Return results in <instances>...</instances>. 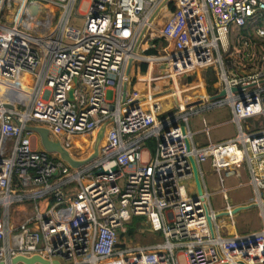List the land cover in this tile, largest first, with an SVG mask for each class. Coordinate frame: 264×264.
Returning a JSON list of instances; mask_svg holds the SVG:
<instances>
[{"label": "built area", "instance_id": "2783aa9c", "mask_svg": "<svg viewBox=\"0 0 264 264\" xmlns=\"http://www.w3.org/2000/svg\"><path fill=\"white\" fill-rule=\"evenodd\" d=\"M157 9L155 28L149 18ZM75 12L81 26L69 23ZM137 62L147 65L146 94L164 91L171 109L155 101L136 106ZM156 64H166L167 74L153 76ZM207 69L213 93L188 99L182 90L198 87L188 77ZM22 75L30 79L27 101L18 98L11 111L0 103V263L38 256L47 264H180L179 257L184 264H264V0H0V83L20 88ZM220 107L229 109L235 133L197 145L189 118ZM24 125L46 127L73 159L92 153L101 127L103 143L94 159L72 168L40 144L33 148L35 133ZM222 151L230 152L225 161L233 158L230 169L246 168L257 231L228 235L210 194L204 187L196 194L188 158L199 177L210 159L220 212L234 223ZM134 216L161 239L120 240Z\"/></svg>", "mask_w": 264, "mask_h": 264}, {"label": "rangeland", "instance_id": "374dc122", "mask_svg": "<svg viewBox=\"0 0 264 264\" xmlns=\"http://www.w3.org/2000/svg\"><path fill=\"white\" fill-rule=\"evenodd\" d=\"M80 10L83 12L84 11V7L82 6L80 8ZM69 23L71 25H74V26H81V24H82V17L75 12V13L72 14V16H70ZM159 23H160V21L159 20H156L154 22V24H153V27L157 28L158 25H159ZM146 52H147V50L144 53L146 54ZM140 64H141L140 62H137L134 65L135 76H133L132 82L135 81V80H138L139 81L138 77H143L144 76V78H143L144 79V82H145L144 84H146L147 77L145 76V74L142 75L140 73V69H139L140 68ZM205 72H206L205 70L197 71L196 73H194L193 75L190 76V78H191L190 81H192V79H193L194 82H198L196 79H198V80L199 79H203L204 80V84H205V78H206L205 77ZM181 79H182L181 80V83L184 84L183 82H185V78L182 77ZM136 84H137V82H136ZM138 85H136V89L143 96H145V98H146V102L143 104L144 106L141 105V106H139L140 108L143 109L146 106H148L151 102L157 101L159 99H166L164 102H162V105H163V108L162 109H171L170 107L173 106V100L172 99H169L171 96L170 95H166V93L164 91L162 92V94H159L158 96L152 97V96L146 94V92H147V90L145 92V89L146 88H144L139 83H138ZM174 89H175L177 95L179 97H181V91H180L181 88H180V86H179L178 83H175ZM200 91H201V93L199 95L203 98L204 95H203V90L201 88H200ZM182 92L187 93L188 96H190V94L192 95V92H189V91L185 92V89H183ZM147 93H149V92H147ZM172 95H174L176 97V94L175 93L172 94ZM199 95L196 93V96H199ZM168 102H169V105L168 106H165ZM23 108L24 107H21L22 110H23ZM226 109L227 108L214 109V110H209V111L207 110V112L202 113L200 116L190 117L188 123H189L190 129L194 133V140L197 141V142H201V141L203 142L204 141V138H205L204 137V134L201 132V128H202V125H201V122H202L201 117L204 118V120L207 122V124L209 126L210 125H214V124H216L218 122L225 121V120H227L229 118L228 115H227ZM226 125L220 126L218 128H212L210 130V137L211 138H214V137H218L219 135L226 136V137L227 136H231L234 133L235 127H233L234 126L233 124H232L233 126L231 124H228L227 126L229 128ZM80 138H82V137H80ZM101 141H103V140H101ZM30 142H31V146L33 148H36L37 147V144H39L38 143L39 140H38V137H37L36 134L31 135ZM146 148L149 151L152 150V147L151 146H146ZM83 149H87V147L83 146ZM74 156H77L76 153H75ZM143 157L145 158V154H143ZM131 169H132V167H128L126 169V171H130ZM203 170H204V174H205L204 182H205L208 190L212 192V194L210 196L211 205H212V207H213L214 210L219 211L222 208V203H221L222 200L220 199V195L217 192V190L219 189V185H218V181H217V178H216V174L214 172H212L209 168H203ZM230 175H231V173L224 172V176L226 178V185L227 186H232L233 184H235V180L232 179L233 176H230ZM231 179H232V181H230ZM186 184H187V186L190 185L191 184V180L189 179V181ZM241 189L230 190L229 197L237 194V192L238 191H241ZM142 220H143V218H142ZM146 235H150V236L148 238H146L147 237ZM151 238H152L151 234L148 233V232H146L145 230H143V231L137 230L136 233H134L133 235H131V237L125 236V237L121 238L120 240H126L127 242L132 243V244H142V243H149V242H151L152 241ZM179 261H180V264H184L182 257H179Z\"/></svg>", "mask_w": 264, "mask_h": 264}, {"label": "crops", "instance_id": "0c3cea01", "mask_svg": "<svg viewBox=\"0 0 264 264\" xmlns=\"http://www.w3.org/2000/svg\"><path fill=\"white\" fill-rule=\"evenodd\" d=\"M156 21L155 18H153L150 22V24L152 25L154 22ZM141 58V57H140ZM150 60H153V59H150ZM147 77V75H145ZM191 78L188 77V81H190ZM198 82H194L193 79V83L197 84V88H195L196 90H198L197 94L199 95L201 93L200 91V88L203 90V95L204 94H209L207 93L206 89H205V84H204V80L203 79H196ZM191 90L190 88H187L185 89V91H188L189 92H192V95L190 94L191 97H193V99H196L194 98L196 96V94H194V90ZM191 97H187L188 99H192ZM199 97H201L199 95ZM140 99V104L141 103H145L146 102V98L145 96H139ZM166 100V99H165ZM152 103V102H151ZM150 103V104H151ZM144 106V105H143ZM223 109V108H227V107H220V108H212L210 110H214V109ZM228 109V108H227ZM227 115H228V119L225 120V121H222V122H218L214 125H208L207 122L204 120L203 117H201V120L202 122L204 121L205 124H203L201 122V125H202V128H201V132L203 133V125H206L208 127V136H206L204 133V141L202 142H197L194 140V133H193V141L197 144V145H203L205 144L208 140L212 141V142H218L220 140H223V139H226L227 137H230V136H222V135H219L218 137H214V138H211L210 137V130L212 128H218L220 126H223V125H228V124H231L232 123L230 122V113H229V109L227 110ZM209 111V110H208ZM204 112H207L206 111H201L199 112L198 114L196 115H193L191 117H194V116H200L202 113ZM226 125V126H227ZM189 126V125H188ZM233 126V125H232ZM228 127V126H227ZM234 127V126H233ZM229 128V127H228ZM190 129V127H189ZM191 130V129H190ZM192 131V130H191ZM234 133H235V129H234ZM233 133V134H234ZM232 134V135H233ZM231 135V136H232ZM90 140V139H89ZM101 143H103V141H100ZM39 147V144H37V147ZM221 154V157H220V175L221 177L223 178V185L226 187L227 189V193H228V197H229V192L230 190H235V189H241V191H238L237 194L233 195V196H230L229 197V201L231 202V204L234 205V207H238L240 205H247L249 204V199L252 197V189L251 187L247 184V173H246V168L244 165H240V164H235L233 165V169H230L229 168V165L232 164V161H233V158L232 156L227 160L225 161L224 159V156L228 157L230 155V152L229 151H226V153H224V151H222ZM209 168L212 172H214L213 170V167L211 166V163H210V159H208L206 162L202 163L200 166H199V169L201 170V175L200 176V180H201V183H202V186L205 188V190L210 194H212L211 191L208 190L205 182H204V179H205V174H204V170L203 168ZM224 172L226 173H231L230 176H233L232 179L235 180V184H233L232 186H227L226 185V178L224 176ZM215 173V172H214ZM216 174V173H215ZM216 178H217V181H218V177H217V174H216ZM232 179L230 181H232ZM189 181V180H188ZM193 181V180H192ZM192 181H191V184L188 185V187L191 189L192 192H194V189H193V185H192ZM194 182V181H193ZM195 184V183H194ZM237 184H241V186H237ZM218 185H219V182H218ZM220 188V187H219ZM196 190V189H195ZM218 194H219V189L217 190ZM220 195V194H219ZM221 199V197H220ZM222 203V201H221ZM220 213V210L218 211ZM238 221V222H237ZM220 223L224 225L225 227V231L228 235H234V234H244V233H249V232H253V231H257L260 229V227L262 226V222H261V219L258 215V210L256 208H249V209H246V210H241V211H238L235 215H234V223H230L226 218H224V216L220 217ZM150 233V232H148ZM151 236H152V241L149 242V244H152V243H155L156 241H159L161 239V235H159L158 233H150ZM159 235V236H158ZM148 238L150 235H146ZM160 237V238H159ZM159 238V239H158ZM143 244V243H142ZM178 254L181 256L180 254V251L178 252Z\"/></svg>", "mask_w": 264, "mask_h": 264}, {"label": "water", "instance_id": "95a60500", "mask_svg": "<svg viewBox=\"0 0 264 264\" xmlns=\"http://www.w3.org/2000/svg\"><path fill=\"white\" fill-rule=\"evenodd\" d=\"M35 8H36L35 6H33V8L31 7L32 11L30 12V14H32V16L36 15V9ZM157 11H158V9L150 16V18H149L150 20L154 17V15L156 14ZM130 67H131V62H129L127 65V69H126L127 74L129 73ZM166 67H167L166 64L154 65L153 69H152V75L153 76H159V75L167 74ZM165 81L166 82H165L164 86H170V80L168 77H166ZM125 89H126V86H125V84H123L122 93H121L122 101L125 100ZM233 90H235V89H233ZM68 95H69V99H71L72 98V88L69 89ZM219 95H223V92H221ZM2 106L4 108H6L7 110H10V111L13 110V108H14V105L10 102L2 103ZM24 129L30 130L37 135L38 140H39V144L43 148V150H45L48 153L58 154L59 158L65 162H67L72 168L81 167L97 156L98 145H99V142L102 138L103 130H104L103 127H101L99 129V131L97 132L96 137H95L94 142H93V145H92V153L88 157H84L83 159H73L69 155L68 151L62 146V144L59 141H54L49 137V130L46 127L38 126V125H24ZM182 129L184 130V127ZM185 145L187 148L189 147V141L188 140L185 141ZM188 159H189V162L191 164V170H192V174H193V181L195 183L196 194L201 195L203 193V186H202V183H201V180L199 177L197 165H196L193 158L189 157ZM253 207L255 208V204L240 205L238 207H234L231 214L235 215L238 211L246 210V209L253 208ZM222 216H227V212L223 211V212H220L217 214V218L222 217ZM207 221H208V225H209V228L211 231L212 230L211 222L209 219H207ZM138 230L150 231V229L144 225H141ZM17 262H22L23 264H34L35 262L47 264V261L41 259L38 256H32L29 258L24 257V256H16V257H13L11 259L12 264H16ZM0 264H2V263H0ZM53 264H59V263H58V261L55 260V261H53ZM240 264H243V263H240Z\"/></svg>", "mask_w": 264, "mask_h": 264}, {"label": "trees", "instance_id": "16d2710c", "mask_svg": "<svg viewBox=\"0 0 264 264\" xmlns=\"http://www.w3.org/2000/svg\"><path fill=\"white\" fill-rule=\"evenodd\" d=\"M160 44V43H158ZM147 55H150V54H153V50L151 49H148L147 52H146ZM146 68H147V65L145 63H141L140 64V73L143 75L146 71ZM205 89L207 91V93L209 94H212L213 91H214V82H215V78H214V74L213 72L210 70V69H207L205 70ZM144 76L143 77H138L139 81L138 83L141 84L142 86L144 85ZM146 86H144L145 88ZM195 87L193 88H190V89H194ZM146 90L147 92H149V90L147 89L146 87ZM165 99H159L157 101H155V103L159 106H162L163 108V105H162V102H164ZM169 105V102L165 105V106H168ZM142 217L140 216H134L131 218L130 222L128 224H126V231L124 234H126L125 236H128V237H131V235H133L134 233H136V231L139 229V227L142 225Z\"/></svg>", "mask_w": 264, "mask_h": 264}, {"label": "bare ground", "instance_id": "6f19581e", "mask_svg": "<svg viewBox=\"0 0 264 264\" xmlns=\"http://www.w3.org/2000/svg\"><path fill=\"white\" fill-rule=\"evenodd\" d=\"M138 58H140V57H138ZM140 59H142V58H140ZM17 82L22 87L19 88L15 85H13L12 87H7V86H4L2 83H0V103H5V102L14 103V102H18L19 99H22L24 102L27 101L26 95H30L29 94L30 89L26 90V91H28L27 93H22V91L24 88H26L24 86L25 82L30 84V79H28V76L22 75L21 77L17 78ZM198 90L195 89L194 94H196L198 92ZM143 104L144 103H141V104L138 103L136 106L139 107Z\"/></svg>", "mask_w": 264, "mask_h": 264}]
</instances>
